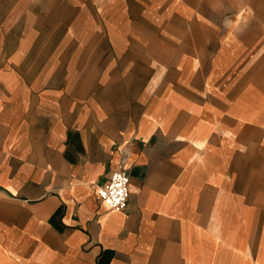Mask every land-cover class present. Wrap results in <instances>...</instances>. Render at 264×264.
Segmentation results:
<instances>
[{"label":"crops","instance_id":"crops-1","mask_svg":"<svg viewBox=\"0 0 264 264\" xmlns=\"http://www.w3.org/2000/svg\"><path fill=\"white\" fill-rule=\"evenodd\" d=\"M0 264H264V0H0Z\"/></svg>","mask_w":264,"mask_h":264},{"label":"built area","instance_id":"built-area-1","mask_svg":"<svg viewBox=\"0 0 264 264\" xmlns=\"http://www.w3.org/2000/svg\"><path fill=\"white\" fill-rule=\"evenodd\" d=\"M99 198L112 210L124 211L130 198V176L119 168L111 174L109 182L99 187Z\"/></svg>","mask_w":264,"mask_h":264}]
</instances>
